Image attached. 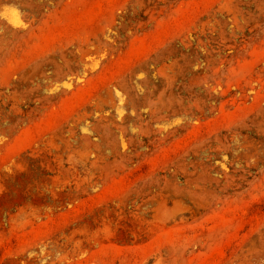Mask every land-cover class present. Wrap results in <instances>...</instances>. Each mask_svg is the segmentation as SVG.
Here are the masks:
<instances>
[{"label":"rangeland","instance_id":"1","mask_svg":"<svg viewBox=\"0 0 264 264\" xmlns=\"http://www.w3.org/2000/svg\"><path fill=\"white\" fill-rule=\"evenodd\" d=\"M0 264H264V0H0Z\"/></svg>","mask_w":264,"mask_h":264}]
</instances>
